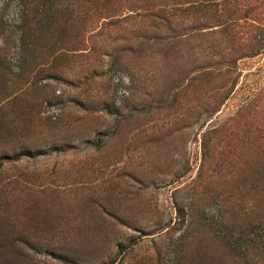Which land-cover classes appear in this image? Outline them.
<instances>
[{
  "label": "rangeland",
  "instance_id": "374dc122",
  "mask_svg": "<svg viewBox=\"0 0 264 264\" xmlns=\"http://www.w3.org/2000/svg\"><path fill=\"white\" fill-rule=\"evenodd\" d=\"M263 135L264 0H0V264L256 258Z\"/></svg>",
  "mask_w": 264,
  "mask_h": 264
},
{
  "label": "trees",
  "instance_id": "16d2710c",
  "mask_svg": "<svg viewBox=\"0 0 264 264\" xmlns=\"http://www.w3.org/2000/svg\"><path fill=\"white\" fill-rule=\"evenodd\" d=\"M262 139H264V135L262 136ZM262 152L264 153V142H262ZM258 222L262 224V229L264 233V211L263 214L258 218ZM262 247L264 248V243L262 244ZM262 248V252L260 255H257L256 258H251L250 253L245 250L243 253H238L236 255V260H231L229 264H264V249ZM229 249L232 253L235 252V248H232L229 246ZM249 249V248H248ZM229 256H227V259Z\"/></svg>",
  "mask_w": 264,
  "mask_h": 264
}]
</instances>
